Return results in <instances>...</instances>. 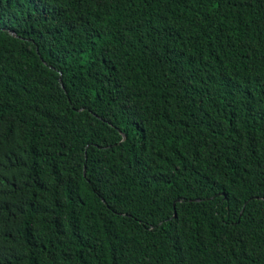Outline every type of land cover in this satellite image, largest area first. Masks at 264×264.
Here are the masks:
<instances>
[{"label":"trees","instance_id":"obj_1","mask_svg":"<svg viewBox=\"0 0 264 264\" xmlns=\"http://www.w3.org/2000/svg\"><path fill=\"white\" fill-rule=\"evenodd\" d=\"M0 264H264V0H0Z\"/></svg>","mask_w":264,"mask_h":264},{"label":"water","instance_id":"obj_2","mask_svg":"<svg viewBox=\"0 0 264 264\" xmlns=\"http://www.w3.org/2000/svg\"><path fill=\"white\" fill-rule=\"evenodd\" d=\"M197 200V199H196ZM197 201H199V200H197ZM176 216V215H175Z\"/></svg>","mask_w":264,"mask_h":264}]
</instances>
